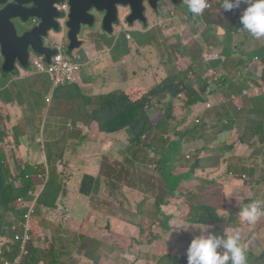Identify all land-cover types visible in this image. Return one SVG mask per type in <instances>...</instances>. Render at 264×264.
Returning a JSON list of instances; mask_svg holds the SVG:
<instances>
[{
	"label": "rangeland",
	"instance_id": "rangeland-1",
	"mask_svg": "<svg viewBox=\"0 0 264 264\" xmlns=\"http://www.w3.org/2000/svg\"><path fill=\"white\" fill-rule=\"evenodd\" d=\"M175 3H177L180 8L187 6V4L183 2V0H175ZM216 3L222 4L223 0H208L209 6L205 9L204 12L209 14L210 16H213L218 21H223L224 23V27H221V25H219V27L221 28L218 32L213 34L215 36V39L207 41L208 46L218 49L220 47L219 42L223 41L224 39V34L236 33L237 29L235 27H231L228 23L236 19V16L240 15V12H224L221 9V14L220 11L213 9V5ZM0 6L2 5L0 4ZM161 8L163 9L162 11L167 14H171V16L166 20L161 17V20L157 21L158 18L156 17V15H154L150 11L148 13L150 28L149 32H144L141 30L142 28H144L142 23L136 22L134 24H128L126 21H124L128 10H121V23L113 26V33H107L106 31H104L103 25L102 30L99 31L96 28H86L82 32L80 40L85 44L95 42L97 46L101 42H107V47L111 48L114 44V41L111 39V37L114 39H119L124 31H129L130 36H128V39L133 40L128 41V43L137 44L136 47L140 48L142 53V55H140L136 51L134 54V58L136 60L131 62V60L129 59L128 68H132L133 71L137 73V76L133 77L132 81L134 84L146 85L150 87L152 93L158 92L159 94L162 92L163 88L157 86L155 84L156 81L161 83L166 78L177 75L179 72L178 68L176 67L177 65L184 71L193 69L197 72L198 75H200L201 70H205L209 55L208 53H202L200 43L211 37L210 34L206 33V26L201 20L193 21L191 19H188L187 15L180 14L178 12V9H176L175 6L171 5V0L163 1V3L160 4V9ZM185 11L191 14L189 9H186ZM181 20H183L184 22L187 21L190 24L186 25V28L188 29L182 31L180 27H178ZM164 21L169 22V27L163 26ZM61 23L64 27L63 20H61ZM36 25V20H30L28 23V27H35ZM192 29H197L199 31H192ZM26 30L27 29L22 26L21 21L18 20L19 35H23ZM247 36L248 40L245 39ZM62 38L63 29L60 32H52L53 41L50 46L54 47L56 45V42L60 41ZM103 38L106 39V41H103ZM255 39L257 38L245 31L242 34V37L240 36V38L237 39L233 44L234 47H238L239 53L235 54L233 57L228 58L223 65V70L229 76L232 82L238 83L240 81L238 65L241 63L244 55L251 51ZM123 40H125V37L117 42L118 50H120V52L122 51L121 48ZM259 40H261L262 44H264L263 38ZM48 41L49 40H47V42ZM212 51L213 50L210 49V52ZM68 59L73 62H79L78 58H76L75 60H73L72 58ZM36 61L43 62L42 58L36 51H32L31 54L24 58V63L27 64L30 73H33L38 78L39 86L36 85L34 80L18 82V76L4 74L3 58H0V81L5 87L4 90L0 91V131L2 134L7 133L6 127L7 125H10L13 128L15 137L18 138V145L22 146L20 152H18V148L16 147L11 149L6 145L2 146L3 163L9 166L8 169L10 170V172L14 173V167H18L16 168V171L18 169L21 170L19 161L17 163V166L16 163L15 165L10 164L13 160L17 162V158H19L20 160L22 158H29L31 152L38 149L42 158H45L47 154L51 158L50 162H42V170L44 171L43 175H45L46 178L52 176L57 171L56 164L60 159H64L66 161H69L70 159V162L66 166L68 169V177L66 178L64 183L75 193L84 196H90L91 202L98 203L99 201H103V199L105 198L104 195L100 193L97 194L98 191L96 190L95 180L99 178L98 186L102 184L103 180L102 176L98 172V168L103 170L104 174L106 175V180L109 187L108 191L121 198L118 199L114 197L118 201V203H128L126 207H143L146 198L141 199L140 197H143L144 195H147L151 198H156L162 196L164 193V196H166L172 186L168 183L166 187L164 183L161 184L157 182L158 180H160V177L157 174H154L147 170H140L136 168V171L140 175H136L134 179L132 178L131 168H128L125 160H123L125 154L120 148L115 147L110 154L111 157L120 158L117 169L114 164L103 161V154L101 153V148L98 142L91 140L89 134L86 135L88 137V141L86 144H84L80 148L75 146V144L69 141V131L71 127L69 118H66V120H64L65 129H63L61 133H57L60 130V128L58 127L61 126L63 121L59 122L53 119V112H56L55 108L57 107V102L55 101L54 96L56 91L50 80V77L47 74L40 73L35 68ZM25 64H23L22 62H17L16 67L14 69H10L8 73H16V75L24 76L25 74L23 72H27ZM125 71L126 67L125 70L121 73L119 72V70H117L114 74V77L123 78L125 75ZM258 76L259 75L256 73H250L248 75V79L253 80V78H257ZM195 78L196 77H193L194 80ZM199 87V91L201 92L202 96L205 100H207V105L204 110H202V113L200 112V114H197L194 118L197 123L201 124L203 122L204 115L211 113V115L213 116L212 112L215 105L212 103L214 97L212 94H210L213 89L205 87L204 85H200ZM18 90H20V94H18ZM251 90L253 91L254 88L251 87ZM70 94L71 91L69 92V96ZM221 99H224L223 95L221 96ZM3 105H5L9 109L10 115L4 112L6 108L3 107ZM162 106L167 109L168 102L164 101L161 107ZM29 120L32 122L33 127L31 125H27L26 122H28ZM51 124L54 126V131L51 134H46L45 131ZM35 135L37 137L48 136V143L42 141L38 142L34 138ZM57 137L59 138V141H57ZM209 141L213 142L210 143ZM204 142L206 143L207 149L208 147L210 148V150H208L209 152H207L206 154L209 156H214L215 152L212 146L213 143H225L226 145L227 142L233 144L240 141L237 140L236 130H233L219 134L216 131H212L208 134L207 138H205ZM47 144L54 145V148L47 147ZM24 145H27V147H24ZM155 146L157 149H161L164 151L166 147V138L165 140L161 139L160 141H158ZM69 147H72V150L70 152L75 157H72V155L68 153ZM184 147L186 150L192 151L197 147V142L186 139L184 141ZM51 151L57 154V156L53 159L51 157ZM224 151L225 150L221 148L218 150L217 154H222L224 153ZM12 152L14 153L12 154ZM251 152L253 151L251 150ZM192 156V154L183 155V158L184 160L186 159V161H190ZM241 158L242 163L254 167L258 164V162L262 160L258 155L251 153ZM152 166L155 169L159 167V163L157 162V160L153 162ZM260 169H262V167H260ZM158 172L160 171L158 170ZM210 172L211 168L207 169L200 181L201 185L204 186L201 191V196L203 198H205V196L208 194V183L205 181V175ZM142 173L144 174V176ZM86 177H92L93 182L89 183L88 181H86ZM8 182H11L14 185L17 184V181H15V179H12V176H10L8 180H6V183ZM43 186H45V184H43ZM163 186H165V190H163ZM39 188L40 186L34 188V191H32L34 197H36V193L40 190ZM135 190L140 192L139 196ZM154 205L155 202H153L152 207H154ZM126 207H124V213L128 214V219L132 224H137L136 228L138 229L141 224H145L143 220L147 219L145 217L146 215L152 216V214H144L143 212H141V210L145 209H140L138 213L140 217H138L135 214H130L131 210ZM211 210H213L212 207ZM39 215L42 214L40 213L38 214V216ZM94 217L95 214L91 211L90 222H88L90 225L94 224V222L92 221ZM166 220L168 231H164L159 227L154 228L155 233L163 238L161 246L145 250L137 249L132 245L130 236H133L136 228H134L133 225L130 226L129 222L127 221L114 219L112 221V231L114 233H119L120 235H122V237L118 239L121 249L116 247V245H113V241L110 239L109 234L106 232V230L103 229L102 231H91L89 234L90 237H97L96 239L98 240L100 238H104L108 242H105L100 246L96 255L85 252L84 256L89 260L90 264H109L108 260L113 262V264H148V262H154L155 264H167L168 261L167 259H165L166 261L164 260V255L171 252L170 249H172V241L174 240V238H184L186 236L191 240L193 235L200 233V230L192 224H188L182 220L179 221L177 218H167ZM261 223H264V217H261L256 222V224L247 225L241 230L242 243L246 248L247 264H264V242L256 238V235H258V233L260 232ZM146 225L148 226L150 224ZM107 229L110 230L109 226ZM72 242L75 247L79 248L78 251H80V237H74ZM166 242H172L170 244V249L165 245ZM132 257H134V259H132ZM172 263L175 264L176 260L172 259Z\"/></svg>",
	"mask_w": 264,
	"mask_h": 264
},
{
	"label": "trees",
	"instance_id": "trees-1",
	"mask_svg": "<svg viewBox=\"0 0 264 264\" xmlns=\"http://www.w3.org/2000/svg\"><path fill=\"white\" fill-rule=\"evenodd\" d=\"M171 5L175 6L180 14L187 15L188 19L193 21L201 20L206 26V33L211 35V37L200 43L202 53H208L209 55L205 70H201L200 75H198L193 69L184 71L177 65L176 67L179 71L177 75L168 77L161 83L156 81L155 84L162 87L163 90L155 97V103H153L152 99L158 92L152 93L150 92V87L140 84H129L121 93L116 95L85 98V107L88 111L101 113L108 118V122L105 125L100 119L101 114H96L93 120L99 123L102 133L115 134L124 130L129 131L128 141L134 144L136 154H144L146 152L145 146L148 142L149 124L152 118L158 119L157 123H153L158 124L155 128L156 135L164 133L166 129L170 128L171 124H178L187 127L186 131L182 133V136H188L198 132L205 135L204 132L207 130L216 131L218 134L222 131L236 130L237 140L240 142L227 145L226 149L229 151L236 150L239 146H249L252 141L264 144V132L262 131L264 126V99L258 102L256 98L248 97V101H245L241 95L242 87L238 88L223 70V65L226 60L239 53L238 47L233 46L235 41L240 36L242 37V34L245 32L239 24V15L236 16V19L228 23L231 27L237 29V34L235 32V34H224L223 41L219 42L220 47L215 49L208 46L207 41L215 39L213 34L218 32L221 27H224L223 21H218L205 12L199 16L189 14L185 11L188 9L187 6L180 8L175 1H171ZM213 9L220 11L222 4H214ZM144 10L146 20L136 22L143 24L144 28L141 29L142 31L149 32L148 12L146 8ZM162 10L154 8L152 10L156 13L157 21H160L161 17L166 20L171 16V14H167ZM120 21L118 24H120ZM136 22L127 23L134 24ZM68 23L69 17L66 25ZM187 24H189L187 21L184 22L181 20L178 27L184 31L188 29L186 28ZM66 25L64 31L67 39V43L65 42L67 48L66 57L70 58L75 51L83 48V42L80 40L83 28H95L97 21L94 27H85L81 24L77 26L75 31L78 32L79 27L80 30L74 44V52L71 51L72 44H70L68 38L72 31H68ZM163 26L169 27V22L164 21ZM192 31L199 30L192 29ZM245 39L248 40V36ZM46 48L56 54L53 46H46ZM210 49L213 51L210 52ZM136 50L138 54L142 55L140 48ZM40 57L44 60L46 66L51 65H48L45 57ZM238 67L242 86L246 84V76L250 73H256L264 80V44H262L261 40H254L251 51L244 55ZM135 76H137V73H135ZM193 77H196L195 80ZM200 85L208 88L217 86V88L210 92L214 97V101L212 102L215 105L212 112L213 116L211 113L204 115L203 122L196 124L195 116L207 105V100L204 99L199 91ZM75 88L78 87L74 85L66 89L72 91ZM222 95L224 99H221ZM166 100L169 101L168 108L158 111L162 103ZM10 142L11 138H9L7 133L2 134L0 131V264H16L18 259L20 260L19 264H40L42 257L46 258L49 264H83L84 258L77 259L73 254L75 249L77 251L79 249L74 245L68 249H64V251H55L57 258H47L45 249L37 243L43 241V239L36 236L37 225L25 231L24 224L26 223V214L29 211L26 207H20L19 199H34L32 191H34V188L38 184H43L44 179L40 178V176L43 175L42 173L44 171L41 166L35 169H22L21 167L19 172L18 170L16 171L18 167H14V173L10 172L8 169L9 166L3 163L2 147L6 145L11 148ZM209 142L212 143L213 141ZM228 161V157L224 154L207 156L203 153L201 157H196L193 163L185 159L184 162L189 164L185 170H181L178 173H163V179L157 181L161 184L164 183L166 187L169 183L172 186L169 192L176 191L179 194L178 205L175 207L176 215L180 220L197 226L200 232L206 231L209 229V226H212V230L223 234L230 227H238L242 230L243 227L249 225L246 222H242L240 217L227 220L223 215L212 211L201 196L202 185L199 174L209 168L214 167V169H218L222 165H228L230 164ZM157 162L159 163L158 170L161 171L160 168H163V165L160 160H157ZM138 169L144 170V167L140 166ZM253 169L249 168L252 173L254 172ZM150 172L155 174L153 171ZM136 175L140 174L135 170L132 178H135ZM10 176L17 181L16 185L11 182L6 183V180ZM208 177L209 175H207V181ZM208 182L212 183V181ZM47 188L40 200L36 215L40 212L51 210L55 206H59V196L52 191L55 188V183L49 181V178ZM164 198L163 193L162 196L155 198L154 207H149V210H141L144 214H152V216H145L147 219L143 220L145 224L140 225L138 237L130 236L132 245L137 249L148 250L161 246L163 238L155 233L154 228L159 227L164 231H168L167 220H159V212L165 202ZM173 198L174 196L170 193L166 201L170 203ZM146 224L150 225L147 226ZM17 235L20 236V239L16 237ZM119 238H121V235H118L114 239V243L116 247L121 249ZM189 241L190 239L185 236L184 238L175 237L172 241L173 243H165L169 249L172 243L171 252L164 255V260L167 259L168 261L167 264H173L172 259L176 260L175 264H186L185 252ZM96 244L98 242L88 245L81 244L80 251L82 252V249L85 248L94 251ZM148 264L155 263L149 262Z\"/></svg>",
	"mask_w": 264,
	"mask_h": 264
},
{
	"label": "crops",
	"instance_id": "crops-1",
	"mask_svg": "<svg viewBox=\"0 0 264 264\" xmlns=\"http://www.w3.org/2000/svg\"><path fill=\"white\" fill-rule=\"evenodd\" d=\"M97 17L100 20L97 28L99 31L101 30L102 18L100 16ZM128 36H130L129 31H124L119 39H114L111 37V39L114 41V44L111 48L107 47V42H101L98 46L95 42L89 44L83 43V48L72 54L70 58L73 60L76 58L79 59V62L75 61L80 66V73L77 76V84L75 85L78 88L73 89L70 96V91L67 89H61L55 92L54 96L55 101L57 102V107L55 108L56 112H53V119L59 122L63 121L61 126L58 127L60 130L56 132L61 133L63 129H65L64 120L69 118L71 126L69 131V141L75 144V146L80 148L86 144L88 141V137L86 135L89 134L91 140L98 142L101 148V153L103 154L104 162L114 164L118 169L120 158L110 156L113 149L117 147L124 152L125 155L123 160H125L128 168H131V175H134L136 168L138 169V167L143 166L144 170L153 172L155 171V174H157L160 179H163V173H178L181 170H185L189 164L184 162L183 155L192 154L193 156L190 161L193 163L196 157H201L203 153L206 154L209 152L208 150H210V148L208 147L207 149L204 140L207 138L208 134L212 132V130H207L204 132L205 135H202V133L198 132L192 133L188 136H182V133L186 131L187 127L180 126L178 124H171L170 128L166 129L164 133L156 135L155 128L158 124L153 123H157L158 119L153 118L149 124V138L145 146L146 152L144 154H136L134 144L128 141V137L130 135L129 131L124 130L115 134L102 133L99 123L93 120L96 114L101 113L88 111L85 107L84 99L95 96L116 95L121 93L122 90L127 87V85L134 84L132 79L136 76L133 69L128 68V62L129 59L131 62L135 61L134 54L137 51L136 49L139 48L136 47L137 44L135 43H128V41L133 40L128 39ZM123 37H125V40H123L121 48L122 51L120 52V50H118L117 42L122 40ZM52 41V37H50L47 44L52 43ZM66 41L67 39L65 35L60 41L56 42V44H65ZM103 41H106V39L103 38ZM125 67V76L123 78H115V72L119 70L121 73L125 70ZM23 73L25 74L24 76L16 75V73L14 74L15 76H18V82L34 80L36 85L39 86L38 78L33 73H30L29 69L27 72ZM246 78H248V76H246ZM235 85L238 88L242 87L241 95L245 101H248V97L256 98L258 102L264 99V80L260 75L257 78H253V80L248 79L244 86H242L241 83H235ZM251 87L254 88L253 91L251 90ZM4 89L5 87L0 81V91ZM18 94H20V90H18ZM155 97L152 100L153 103H155ZM166 101L169 102L168 100ZM3 107L7 109L4 111L10 115L9 109L5 105H3ZM163 109L164 107L162 106L158 109V111ZM202 110L200 111L201 113ZM100 119L104 125L108 122V118L102 114ZM26 123L27 125H33L30 120ZM53 131L54 126L51 124L45 133L51 134ZM262 131L264 132V126ZM6 132L11 138V149L16 147L18 148V152H20L22 146L18 145V138L15 137L13 128L10 125H7ZM223 132L229 131H222L221 133ZM34 138L38 142L42 141L48 143V136L37 137L35 135ZM165 138V150L163 151L161 149H157L155 146L156 143L161 139L165 140ZM186 139L197 142V147L192 151L186 150L184 147V141ZM57 141H59L58 137ZM229 144L230 143L228 142L226 145L225 143L212 144L215 155H218L217 152L219 149L223 148L225 150L222 154L228 157V162L230 164L222 165L218 169H214L213 167L211 168V172L205 175V181L208 183V194L203 199L204 202L207 203L208 207H212L215 212L221 215L229 214L236 216L241 203H249L257 197L264 199V144L252 141L250 142L249 146H239L233 151L226 149V146ZM24 147H27V145H24ZM47 147L54 148V145L47 144ZM71 150L72 147H69L68 153L70 155H72L70 152ZM251 150L253 152H251ZM13 153L14 152H12V154ZM249 153L256 154L262 159L255 167L242 163L241 157H244ZM56 156L57 154L51 151L52 159ZM72 157L75 156L72 155ZM50 159L51 158L48 154L45 156V158H42L39 150L37 149L31 152L29 158H22L21 160L17 158V162L13 160L10 164L15 165L16 163L17 166L19 161L22 169H35L41 167L43 161L50 162ZM156 160H160L161 164L163 165V168H160L161 173L158 172V167L155 169L152 166L153 162ZM69 162L70 159L69 161L60 159L56 164L57 171L49 178V181L55 183V188L52 189V191L57 193L59 196V206H57V209L54 211L46 210V214L37 216V223L39 224L37 226V230L38 233L41 231V236L44 239L43 241H39L37 243L45 249L47 258H57L55 251H64V249H68L69 247L73 246L74 244L72 241L76 236L80 237V245H88L98 242L94 251H90L88 248L82 249V252L77 251L76 249L74 250L73 254L77 259L83 257V264H90L89 260L84 256L85 252L96 255L100 246L103 243L108 242L104 238H100L98 240L96 239L97 237H90L89 234L91 231H102L103 229L106 230L110 239L113 241V245H115L114 239L120 234L114 233L112 231V221L114 219L127 221L129 222V225H133L134 228H136L137 224H132L128 219V214L124 213V207H126L128 203H118L114 197L118 199L121 198L108 191L109 187L106 180V175L100 168H98V172L103 178L102 184L98 186L99 178L95 180V183L96 190L98 191L97 194L100 193L105 197L103 201H99L98 203L91 202L90 196L80 195L67 187L64 182L68 177V169L66 166ZM260 167H262V169H260ZM249 168H254V172L252 173ZM207 175H209L208 181H212V183H209L206 180ZM199 176L202 179L204 172L200 173ZM85 180L89 183L93 182L92 177H86ZM40 185L41 184H38L37 187ZM203 187L204 186H202V189ZM163 190H165V186H163ZM136 192L139 196L140 192ZM170 193L172 196H174V198L169 203L166 201V198ZM164 197L165 202L161 211L159 212V220L166 221L167 218H177L179 221H181L176 215L175 208L176 205H178L179 194L176 191H170ZM140 198H146L143 207H126L131 210L130 214H135L138 217H140L138 215L140 209L149 210V207H152L153 202H155V198H148L147 195H144ZM91 211L95 214V217L92 219L94 222L93 225L88 223L90 222ZM108 226L110 230L107 229ZM139 232L140 230L136 228L133 236L138 237ZM256 238L264 242V223H261L260 232L258 235H256ZM132 259H134V257H132ZM108 263L113 264V262L109 260ZM40 264L49 263L46 258L42 257Z\"/></svg>",
	"mask_w": 264,
	"mask_h": 264
},
{
	"label": "water",
	"instance_id": "water-1",
	"mask_svg": "<svg viewBox=\"0 0 264 264\" xmlns=\"http://www.w3.org/2000/svg\"><path fill=\"white\" fill-rule=\"evenodd\" d=\"M13 1L14 4L6 5ZM68 1L70 7L69 23L66 25L68 31H72L68 36L71 51H75L74 44L80 30L76 32L79 24L82 26L94 27L102 16L103 30L113 33V26L120 21V9L129 8L131 11V22L145 21L144 0H0L4 8L0 11V58H3L4 74H9L10 69L16 67V63H24V58L36 51L39 56L45 57L48 65L51 64L55 53L47 49V40L52 32H60L63 24L64 13L58 11L57 7ZM160 0H150L154 9H158ZM34 4L32 9L27 6ZM95 9L96 17H91L87 13ZM100 16V17H101ZM18 20L27 30L23 35L18 33ZM30 20H36L35 27H28ZM76 52V51H75ZM26 68L27 64H25ZM14 74V73H13Z\"/></svg>",
	"mask_w": 264,
	"mask_h": 264
},
{
	"label": "clouds",
	"instance_id": "clouds-1",
	"mask_svg": "<svg viewBox=\"0 0 264 264\" xmlns=\"http://www.w3.org/2000/svg\"><path fill=\"white\" fill-rule=\"evenodd\" d=\"M183 2L187 4L190 13L196 16L202 15L205 9L209 6L208 0H183ZM66 3H68V1H66ZM222 10L224 12L239 11V24L242 29L247 31L257 39L264 38V0H223ZM64 31L63 36H65ZM51 44L52 43H48L47 46H50ZM63 45L65 46L66 56V44ZM53 48L55 50V47ZM42 63L45 64L44 60ZM77 65L79 66V64ZM247 80L248 78H246V81ZM238 83H241V78ZM216 88L217 86H212L213 90ZM40 178L44 179L43 184H45V186H43V184L40 185V190L38 191L39 197L37 198L36 204H33V202L36 200L35 197L33 200H28L25 198L19 199L20 207H22L23 205V207H26L29 213H31L29 221L30 229L32 227H35L36 225H39L37 223V209L40 204V200L46 191L47 181L50 177L46 178L45 175H41ZM56 209L57 206H55V208H51L50 211H54ZM40 213L42 215L46 214L45 211ZM28 214H26V216ZM223 216L227 220H233L235 219V217H240L242 222H246L249 225H254L261 217H264V199L257 197L249 203H241L238 214L236 216L229 214H223ZM26 225L27 219L26 223L24 224V228ZM36 236L43 239L41 236V231H39L38 233L37 230ZM16 237H18V235ZM245 253L246 248L242 243L240 228L230 227L226 229L223 234H220L217 231L212 230V226H209L208 230L201 231L199 234L192 236V239L190 240L186 249V264H247V257ZM19 262L20 260L18 259V262L16 264H19Z\"/></svg>",
	"mask_w": 264,
	"mask_h": 264
},
{
	"label": "built area",
	"instance_id": "built-area-1",
	"mask_svg": "<svg viewBox=\"0 0 264 264\" xmlns=\"http://www.w3.org/2000/svg\"><path fill=\"white\" fill-rule=\"evenodd\" d=\"M58 11L64 13V27L63 31L65 30V25L68 20L70 14V7L68 3L62 4L61 6L57 7ZM56 55L52 59L51 65L46 67L40 61L35 62V68L43 74H47L50 77V80L54 86L55 91L58 89H64L70 86H74L77 84V76L80 73V67L73 61L69 60L65 56V46L62 43L56 44L55 46ZM39 197L38 192L36 193V200L33 204H36L37 198ZM22 203V202H20ZM31 213L26 216L27 225L25 226V231L30 230V226L28 225V221H30ZM20 239V236L17 237ZM25 244V243H24Z\"/></svg>",
	"mask_w": 264,
	"mask_h": 264
},
{
	"label": "flooded vegetation",
	"instance_id": "flooded-vegetation-1",
	"mask_svg": "<svg viewBox=\"0 0 264 264\" xmlns=\"http://www.w3.org/2000/svg\"><path fill=\"white\" fill-rule=\"evenodd\" d=\"M163 1H165V0H160V2H159V5H158V9H160V4L161 3H163ZM168 1H170V0H168ZM171 1H175V0H171ZM144 9L146 8V10H147V12L149 13L150 11L154 14V15H156V13L154 12V11H152L153 10V7H152V5L150 4V0H144ZM0 4H2V3H0ZM11 4H14V2L13 1H10L9 3H6V5L8 6V5H11ZM6 5L3 7V6H0V11H2L4 8H6ZM29 9H32L33 7H34V4H31V5H28L27 6ZM162 9V8H161ZM121 10H128V13H127V15H126V17L124 18V21H126V22H129V23H133V22H131V20H130V16H131V11H130V9L129 8H127V9H123V8H121ZM89 16H91V17H96V15L98 14L97 13V11L95 10V9H93L92 8V10L90 11V12H88L87 13ZM120 23H121V21H120ZM38 24V23H37ZM98 25H99V23L95 26V28L97 29L98 28ZM85 29L83 28V31H84ZM101 30H102V25H101ZM50 36H52V34L50 35Z\"/></svg>",
	"mask_w": 264,
	"mask_h": 264
}]
</instances>
